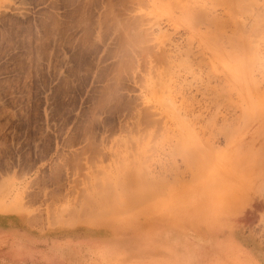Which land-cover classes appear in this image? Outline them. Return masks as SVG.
Here are the masks:
<instances>
[{
  "label": "rangeland",
  "instance_id": "374dc122",
  "mask_svg": "<svg viewBox=\"0 0 264 264\" xmlns=\"http://www.w3.org/2000/svg\"><path fill=\"white\" fill-rule=\"evenodd\" d=\"M168 1L0 0L2 261L264 264V0Z\"/></svg>",
  "mask_w": 264,
  "mask_h": 264
},
{
  "label": "bare ground",
  "instance_id": "6f19581e",
  "mask_svg": "<svg viewBox=\"0 0 264 264\" xmlns=\"http://www.w3.org/2000/svg\"><path fill=\"white\" fill-rule=\"evenodd\" d=\"M170 1V0H169ZM167 2V4H169V6H170V3L171 2ZM186 1L187 0H173L172 2L175 4V3H179L180 5H181V3H184V5H182L183 7H185V8H183L182 7V9L183 10H185V13H186V11L188 10V8H190L191 9V7H186L185 6V3H186ZM192 1V0H191ZM247 1H248V3H249V0H210V2H211V4H228V10L231 12V14H229V17H228V19H230L229 21H231V23H233V24H235L236 25V23H237V21H236V16H237V14H239V13H241V12H244L245 10H244V8L241 6L242 4H246L247 3ZM201 1L200 0H198L197 1V3H200ZM196 3V2H195ZM247 3V4H248ZM189 4V3H188ZM202 4V3H201ZM188 6V5H187ZM191 6V5H190ZM197 7V6H196ZM170 8H171V6H170ZM198 8V7H197ZM195 9V8H193L192 7V9H194V10H197V12H194V10H190V14H193V15H190V14H188L189 15V17L191 16H193L192 17V19L195 21H203V18L204 19H206L207 18V16L209 15H207V11L205 12V11H203L204 10V8H203V10H202V6H201V9ZM207 8V7H206ZM207 10V9H206ZM244 10V11H243ZM239 11V12H238ZM241 11V12H240ZM188 12V11H187ZM209 13V12H208ZM187 15V14H186ZM189 17H186V19L187 18H189ZM206 17V18H205ZM200 19H202V20H200ZM191 20V19H190ZM207 20V19H206ZM213 22H215V23H217L218 24V29H220L221 28V26L223 25V24H225L224 22H221V20H219V19H217V18H215V19H213L212 20ZM224 26V25H223ZM255 31H256V29H255ZM208 35H210V34H208ZM211 35H212V33H211ZM215 35H216V33H215ZM234 35H235V33H234ZM210 38H211V36H209ZM213 38H214V35L212 36ZM234 38V37H233ZM232 38V39H233ZM215 39H216V37H215ZM236 39V38H235ZM245 39V38H244ZM211 40V39H210ZM214 40V39H213ZM211 41V42H214V41ZM241 38L239 37V39H238V41L240 42L239 44H237L236 43V45H237V47H238V51L239 52H241V60L242 61H240L241 63H244V65L242 64V66L241 67H243V68H248L249 67V64L251 63H249V60L248 59H246L245 57L247 56V54H253V53H256V51H255V49H252V47H253V44L251 45L252 47H250L249 46V42L250 41H245V40H242V42H241ZM235 41V40H234ZM253 41V40H252ZM236 42H237V40H236ZM215 43H216V41H215ZM252 43V42H251ZM250 43V44H251ZM216 45V44H215ZM216 48H218V47H216ZM254 48V47H253ZM236 49V48H235ZM230 54V53H229ZM231 55V54H230ZM240 56V55H239ZM255 56V55H254ZM253 56L251 55V59H252V62L254 61V57L252 58ZM248 58H249V55H248ZM257 58V57H256ZM244 61V62H243ZM242 72V71H241ZM246 73H247V70H246ZM160 82V81H159ZM159 82L157 83V84H159ZM163 84V83H162ZM161 84V85H162ZM164 85V84H163ZM158 87H160L159 85H158ZM163 88V87H162ZM162 88H160L161 90H162ZM161 90H154V92H153V96H155V98H156V100L158 101V103L160 104V106H161V108H162V110L166 113V114H168L171 118H172V113L174 112V110L172 109V101H170L169 99H171V98H169L168 99V97L166 98H164V96L162 95L163 94V92H161ZM127 167V166H126ZM197 168H199L198 166H197ZM125 171H127V168H126V170ZM129 171V170H128ZM127 171V174L126 175H128L129 177L131 176V177H133V178H135L134 176H135V174L132 172V174L131 175H129V173H131V172H128ZM122 174V173H121ZM125 175V176H126ZM134 175V176H133ZM127 176V177H128ZM127 177H125L126 179H127ZM129 178L128 180H131V179H133V178ZM125 179V180H126ZM145 179V180H144ZM143 179V181H142V184H141V192H140V197L142 198V199H150V198H153V197H155V196H157L159 193H158V190H159V188L164 184L163 183V181L162 180H158V182H157V180L156 181H149V180H147V177H145ZM121 179H119V181H120ZM124 180V179H123ZM122 180V184H123V186H125V184H126V182H124ZM135 179H133V180H131L132 182H129V183H133V181H134ZM127 181V180H126ZM162 181V182H161ZM127 183H128V181H127ZM128 183V185H129V188H131V186H130V184ZM139 183V182H138ZM128 185L126 184V186H127V188H128ZM122 186V185H121ZM122 186V187H123ZM126 186H125V188H126ZM134 186V185H133ZM160 186V187H159ZM128 188V189H129ZM161 189H162V187H161ZM158 193V194H157ZM156 194V195H155ZM132 197H130V199H131Z\"/></svg>",
  "mask_w": 264,
  "mask_h": 264
},
{
  "label": "crops",
  "instance_id": "0c3cea01",
  "mask_svg": "<svg viewBox=\"0 0 264 264\" xmlns=\"http://www.w3.org/2000/svg\"><path fill=\"white\" fill-rule=\"evenodd\" d=\"M16 227L15 224L12 223V219L7 217V215H0V264H13L16 262V258L12 259V262L9 263L7 261H2V257L8 259L13 257V248L11 246L13 235H16ZM12 254V255H11ZM10 258V259H11ZM43 262V260H42ZM41 262V263H42ZM48 264V261H45L42 264ZM27 264H30L27 262Z\"/></svg>",
  "mask_w": 264,
  "mask_h": 264
}]
</instances>
